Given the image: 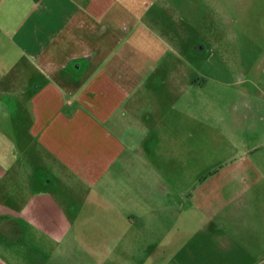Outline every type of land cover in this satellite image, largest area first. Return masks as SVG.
<instances>
[{"label": "rangeland", "instance_id": "1", "mask_svg": "<svg viewBox=\"0 0 264 264\" xmlns=\"http://www.w3.org/2000/svg\"><path fill=\"white\" fill-rule=\"evenodd\" d=\"M166 2L172 11L159 12L161 28L149 30L135 66L149 57L144 71L167 72L170 81L173 71L184 72L186 101L181 114L171 111L166 120H184L185 134L149 142L157 174L124 176L111 188L83 182L67 191L56 182L43 196L30 191L24 198L21 176L9 177L15 183L0 178V264H264V236L235 234L264 233V178H212L211 159L219 154L215 162L231 161L223 138L235 130L232 104H250L252 120L264 114L258 113L264 111V0ZM9 98L0 95V155L10 150L1 133L5 121L17 116L5 107ZM217 132L224 142H215ZM237 152L232 158H247L245 150ZM248 197L254 206L228 201ZM243 214L256 223L233 222Z\"/></svg>", "mask_w": 264, "mask_h": 264}, {"label": "crops", "instance_id": "2", "mask_svg": "<svg viewBox=\"0 0 264 264\" xmlns=\"http://www.w3.org/2000/svg\"><path fill=\"white\" fill-rule=\"evenodd\" d=\"M5 2L0 0V95L10 97L5 107L11 114L17 111V116L5 121L7 129L1 132L10 150L0 155V178L15 183L9 177L21 176L20 196L29 198L28 192L43 196L56 182L67 191L83 182L111 188L124 176L131 181L144 170L157 174L149 142L179 141L185 134L184 120H166L171 111L181 114L186 101V86L180 80L184 72L173 71L170 81L167 72L144 71L149 57L136 67L135 53L148 45L149 30L162 25L157 16L165 7L172 11L170 4L13 0L5 6ZM15 100L17 108L12 106ZM258 108V113L264 112ZM231 112L230 126L235 130L229 128L226 138L217 132L215 140H226L231 161L223 165L215 162L219 154L212 155V178L249 173L259 176L256 183L264 178V114L252 120L250 104L235 103ZM239 149L247 158H232ZM250 188L249 183L243 193ZM248 200L228 199L237 208L255 205ZM255 220L243 214L233 222ZM246 232L257 239L264 236L244 229L235 234Z\"/></svg>", "mask_w": 264, "mask_h": 264}]
</instances>
